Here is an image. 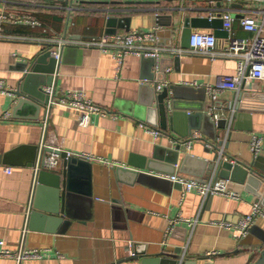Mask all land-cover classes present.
Masks as SVG:
<instances>
[{"label": "crops", "instance_id": "obj_1", "mask_svg": "<svg viewBox=\"0 0 264 264\" xmlns=\"http://www.w3.org/2000/svg\"><path fill=\"white\" fill-rule=\"evenodd\" d=\"M244 1L247 3L241 7H231L239 2L228 0L217 9L221 15L234 18L228 36L217 37L218 51L228 47L233 38L254 36L241 25L245 15H255L264 36V2ZM214 3L215 0H0V11L12 17L0 23V80L11 91L16 90L23 76V65L49 46L57 49L59 41L153 31L157 35L155 45L166 51L155 63L135 55L119 63L111 53L70 46L56 76L55 91L58 98L69 91L83 92L105 112L93 115L86 127L77 125L79 113L75 110L56 104L38 111L31 107L15 109L13 94H0V241L17 251L27 225L22 247L46 251L41 259L22 262L0 257V264H141L140 260H126L131 255L126 250L131 243L144 245L143 250L151 256L174 254L180 249L181 258L189 260L186 264H253L257 260L263 249L258 243L264 237V217L257 218L245 242L236 239L224 225L237 224L252 213L258 194L264 192V186L260 188L256 180L246 184L230 180V188L239 198L202 197L196 192L184 194L181 185L158 177L177 175L184 155L180 156L176 173L155 171L151 185H131L129 175L118 177L115 170L116 166L127 167L132 156L150 158L156 145L175 147L178 141L196 134L199 137L186 147L193 157L212 159L206 144L219 143L232 162L254 161L251 138L257 135L264 139V80L246 79L238 91H224L213 101L206 86L216 85L219 76L237 74V59L176 56L171 52L189 49L183 46L186 18L212 16ZM157 16L162 17L161 24ZM111 18L115 22L109 26ZM194 31L215 34L211 28ZM170 86L187 88L196 98L191 104L193 109L180 111L173 120L167 119L154 98V89L163 91ZM199 99L204 100L203 113L211 117L213 110L227 120L224 128H218L212 117L204 121L196 116V108L203 106ZM166 104L168 116L173 115L171 103ZM7 112L11 118H1ZM46 116L47 143L104 162L86 160L92 164L91 195L86 194L88 186H79L67 198L66 215H55L31 228L27 221L29 206L34 202L47 208L48 199L53 200V190L35 181V168L26 165L29 153L19 155L17 163H25L22 165L7 164L4 156L19 147H40ZM149 129L159 130L160 136L155 137ZM7 168L12 172L8 173ZM48 171H62V159L57 169ZM217 178L215 170L205 174L206 181Z\"/></svg>", "mask_w": 264, "mask_h": 264}, {"label": "water", "instance_id": "obj_2", "mask_svg": "<svg viewBox=\"0 0 264 264\" xmlns=\"http://www.w3.org/2000/svg\"><path fill=\"white\" fill-rule=\"evenodd\" d=\"M228 0H215L212 13L216 16L212 17H193L186 18L184 33H183V46H190V37L193 29L197 28H211L214 29L215 35L218 38L228 36V32L224 30V21L221 13L218 11L223 4ZM239 3L230 4L231 7H241L247 2L244 0H238ZM218 9V10H217ZM179 10V9H177ZM236 17H239L237 15ZM161 16H157V22L161 24ZM115 19L111 18L108 21V25H113ZM72 48L66 47L62 50L60 60H56L52 56V48L49 46L46 50L42 51L33 60L23 65V76L19 81V84L13 96L15 97V109L23 107H31L35 111L42 108L51 109L54 105V101L58 99L56 95L57 75L61 64L64 61L65 56ZM78 49H81L78 47ZM153 60L155 59L148 58ZM53 85V92L49 94L45 88ZM156 93V96H155ZM154 98L157 102H160L161 111H165L167 119H176L180 116V111L191 110L194 107L191 105L196 98L192 94L191 90L180 86L164 87L163 91L154 89ZM166 101L171 103L174 110L173 115L168 116V105ZM198 101L203 103L200 108H196L197 117L201 120H211L204 112V100ZM147 107V105H146ZM150 107V105H149ZM227 120L221 119L216 125L218 128H224ZM186 137L187 135L179 134ZM189 134V133H188ZM207 153H213L212 159H203L199 157H193L188 154L187 148L181 141L177 142L175 147H164L156 145L153 149L152 156L150 158H142L132 156L127 167L116 166L115 170L118 177L121 175H129L131 181L129 184L133 185L135 182H144L151 185L153 183V175L155 171L161 172H177V166L179 165L180 156L184 155L181 160V166L178 170V176L184 177L198 182H206L205 174H211L215 170L217 177L222 179L232 180L237 183L246 184L252 180H256L260 185V188L264 186V156L260 155L249 164L240 163L239 161H231V158L224 159V152H221L220 144L207 143ZM30 154L27 166L36 167L38 161L40 162L41 169L37 172L36 181L37 184H47L51 186L53 190V200L48 199L46 206L42 208L37 203L31 205L28 220L31 222V228H35L38 225L44 223L45 219H52L55 215H66V201L69 194L73 191H77L79 186L83 188L88 186L86 194L91 195V163L79 159L74 156H68L67 151L62 149L41 146L34 147H19L4 156V162L7 164H25L17 163L20 158L19 155L23 152ZM48 154L59 155L62 159V171H48L44 167L45 158ZM158 176V175H156ZM160 177V176H158ZM49 178V180H45ZM163 178V177H160ZM166 179V178H163ZM170 181V180H169ZM175 185H180L175 183ZM258 202L264 208V192L258 194ZM253 229H250L248 234L243 238L245 242L251 234ZM258 246L262 247L259 257L253 264H264V237H261ZM144 245L131 243L126 249L131 255L126 260H140L141 264H186L189 260L181 258V250L178 249L174 254L162 253L161 255L151 256L143 250ZM125 260V259H123Z\"/></svg>", "mask_w": 264, "mask_h": 264}, {"label": "built area", "instance_id": "obj_3", "mask_svg": "<svg viewBox=\"0 0 264 264\" xmlns=\"http://www.w3.org/2000/svg\"><path fill=\"white\" fill-rule=\"evenodd\" d=\"M194 1V0H187ZM264 2V0H257ZM216 14L211 16L214 17ZM224 21V29L228 32L231 30L232 22L234 18L230 14L221 16ZM12 17L7 13L0 11V23H3ZM241 25L247 32L254 34L250 38H233L228 47L222 51L217 50L218 39L212 32L194 31L190 37V47L188 50L172 49L171 52L176 56L185 54L208 56L212 59L217 57L234 58L238 61L237 74L232 76H219L216 85H207L206 91L213 101H216L219 94L224 91H238L244 80L249 79L251 81L264 80V36H262L261 28L257 23L255 15H245L241 19ZM157 41V35L155 32H140L132 31L127 34H115V35H102L98 37H91L85 40L79 41H59L57 43V49H52V56L56 60H60L62 50L66 47L76 46L81 49H98L103 53H111L116 60L121 63L124 57L128 55H135L144 58H153L159 61L166 51L157 47L155 42ZM158 67V66H157ZM159 68V67H158ZM192 85L198 87V84L192 83ZM158 89L161 85H158ZM45 90L52 94L53 87L47 86ZM13 91L9 89L3 80H0V94L11 95ZM56 105L75 110L79 113L77 125L80 127H86L90 124L91 118L95 114H104L105 112L95 105L83 92L69 91L57 100L53 102ZM214 109V108H213ZM211 117L215 124H217L221 117L214 114V111H210ZM213 114V115H212ZM1 118L10 119L11 114L5 113ZM48 129V118L43 121V141L41 148L54 147L52 144L47 143L46 135ZM155 137H159L161 132L159 130H148ZM199 135H194L193 138L182 141L185 147H190L194 138H198ZM250 148L254 157H258L264 153V139L260 136H253L250 141ZM60 149V148H58ZM221 152L223 148L220 146ZM68 156L78 157L84 160H97L103 161L97 157L86 154H74L67 152ZM224 159H227L225 156ZM60 161V156L56 154H48L45 158L44 167L47 170L57 169ZM104 162V161H103ZM41 169L40 162L38 161L35 170L37 172ZM7 172L11 173L12 169L7 168ZM169 179L173 183L180 184L183 187L184 194L190 192H196L202 197L210 195H222L231 198H239V195L232 191L230 188L231 181L228 179H213L206 182H198L196 180L187 179L178 175L170 177L160 176ZM36 181V179H35ZM35 185V182H34ZM30 212V206L27 210V221ZM258 217H264V209L259 202L253 206V211L249 215L243 217L237 224L225 222L224 225L227 229L232 230L236 239H243L255 224ZM195 222V221H194ZM28 223V222H27ZM27 225L23 230L22 240L20 247L17 251H12L5 247V242L0 241V257L14 258L18 262H22L27 259H41L44 257L46 251L43 250H26L22 247L24 242V234L26 233Z\"/></svg>", "mask_w": 264, "mask_h": 264}]
</instances>
